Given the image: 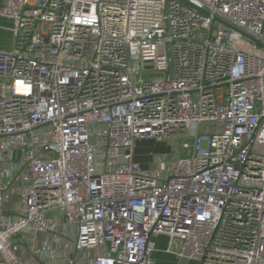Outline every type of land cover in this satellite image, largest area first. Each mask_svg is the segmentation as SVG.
<instances>
[{"label":"built area","instance_id":"built-area-1","mask_svg":"<svg viewBox=\"0 0 264 264\" xmlns=\"http://www.w3.org/2000/svg\"><path fill=\"white\" fill-rule=\"evenodd\" d=\"M0 2V209L21 183L0 264H22L18 233L58 240L59 216L85 264H155L158 236L198 264H264V0ZM172 137L165 166L135 158Z\"/></svg>","mask_w":264,"mask_h":264},{"label":"crops","instance_id":"crops-1","mask_svg":"<svg viewBox=\"0 0 264 264\" xmlns=\"http://www.w3.org/2000/svg\"><path fill=\"white\" fill-rule=\"evenodd\" d=\"M0 2V6H1ZM12 20L7 17L0 16V49L9 50L13 46V33H12ZM151 139H142L138 140L135 143V158L137 161H140L137 154H139V146L145 142L150 141ZM14 161L19 162L22 159L21 152L16 151L13 155ZM19 182H14V192L9 193L3 206L0 209V215L10 216L14 215L19 206L18 200V190L20 188ZM48 216L55 218V212H49ZM57 222L60 225V235L59 239L55 240V235H48L45 233H18L16 239H20L18 249L16 251V257L22 264H65V259L69 254L74 253L77 257L80 255V252L76 251L72 246L73 234L71 230L64 229V220L61 216L57 217ZM64 233V234H63ZM160 237V236H158ZM158 237L154 238V243ZM164 237V236H163ZM13 239V238H12ZM51 246L56 250V256H48L39 258L37 254L34 253L36 250L42 249L44 246ZM153 254V253H152ZM1 258V255H0ZM152 258L155 264H159V259ZM76 264H85V261L81 258H77Z\"/></svg>","mask_w":264,"mask_h":264},{"label":"rangeland","instance_id":"rangeland-1","mask_svg":"<svg viewBox=\"0 0 264 264\" xmlns=\"http://www.w3.org/2000/svg\"><path fill=\"white\" fill-rule=\"evenodd\" d=\"M178 140V138L172 137L163 142H157L155 140L143 142L139 146V154H137L141 165L144 168L154 170L159 166H165L166 162H169L178 153L182 155V149L177 150L181 145V141L177 142ZM154 244L155 250L152 255L154 258L159 259V264H198L197 260L194 259H180L174 255L164 253L163 249L167 244L166 237H158Z\"/></svg>","mask_w":264,"mask_h":264}]
</instances>
